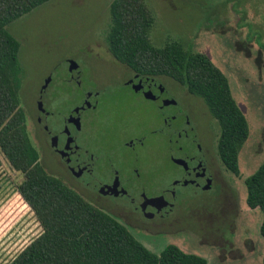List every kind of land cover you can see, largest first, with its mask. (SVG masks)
<instances>
[{
  "label": "rangeland",
  "instance_id": "1",
  "mask_svg": "<svg viewBox=\"0 0 264 264\" xmlns=\"http://www.w3.org/2000/svg\"><path fill=\"white\" fill-rule=\"evenodd\" d=\"M145 1L154 16L152 42L162 47L176 40L189 50L206 53L229 78L233 95L250 123V136L239 155V175L221 161L223 189L217 184L210 191L183 189L182 196L190 203L166 220L151 221V236L141 227L130 230L157 253L174 243L205 256L208 264H264V212L248 206L245 184L264 161V0ZM110 6L111 0H49L7 26L20 42L19 96L30 137L43 165L70 186L66 179L76 181L50 148L44 124L38 120L39 105L52 113L48 121L43 119L53 132L60 133L79 102V96L70 93L78 70L83 71L84 85L102 88L117 82L123 68L129 69L108 49L113 23ZM71 62L77 67L71 69ZM159 78L190 116L202 145L211 144L218 153L220 125L203 99L171 77ZM117 97H123L124 105L132 99L125 92L113 99ZM155 110L151 103V168L157 169L151 174L157 176L158 172L168 181L176 167L168 160L160 136L152 133L159 124ZM0 159V264H8L43 229L17 192L23 175L1 152ZM101 200L116 209L114 203Z\"/></svg>",
  "mask_w": 264,
  "mask_h": 264
},
{
  "label": "trees",
  "instance_id": "2",
  "mask_svg": "<svg viewBox=\"0 0 264 264\" xmlns=\"http://www.w3.org/2000/svg\"><path fill=\"white\" fill-rule=\"evenodd\" d=\"M47 1L0 0V152L23 175L17 192L43 229L8 264H208L205 256L174 243L160 253L152 251L118 218L43 165L20 103V42L7 26ZM110 8L112 56L139 73L171 77L202 98L220 125L219 157L239 175L250 123L227 75L206 53L189 50L180 41L156 46L150 37L154 16L145 0H111ZM245 184L248 206L264 212V161Z\"/></svg>",
  "mask_w": 264,
  "mask_h": 264
},
{
  "label": "flooded vegetation",
  "instance_id": "3",
  "mask_svg": "<svg viewBox=\"0 0 264 264\" xmlns=\"http://www.w3.org/2000/svg\"><path fill=\"white\" fill-rule=\"evenodd\" d=\"M82 75V70L74 74L76 86L70 93L79 96V102L60 133L47 124L52 113L39 105L38 120L44 124L50 148L76 181L66 179L71 187L111 209L129 229L141 227L146 236H151V221L166 220L190 203L183 198V189L210 191L216 184L224 188L219 154L211 144L202 145L190 116L159 77L123 68L117 82L95 88L84 85ZM124 92L132 97L125 105L123 97L113 99ZM44 93L42 88L40 95ZM151 103L159 121L152 133L160 136L168 160L176 167L168 181L158 172L153 176L157 169L151 168ZM109 106L115 110H107Z\"/></svg>",
  "mask_w": 264,
  "mask_h": 264
},
{
  "label": "water",
  "instance_id": "4",
  "mask_svg": "<svg viewBox=\"0 0 264 264\" xmlns=\"http://www.w3.org/2000/svg\"><path fill=\"white\" fill-rule=\"evenodd\" d=\"M77 64L75 62H71V69L76 68Z\"/></svg>",
  "mask_w": 264,
  "mask_h": 264
}]
</instances>
